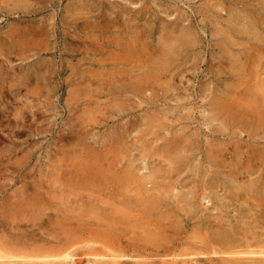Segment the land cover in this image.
<instances>
[{
    "label": "rangeland",
    "instance_id": "1",
    "mask_svg": "<svg viewBox=\"0 0 264 264\" xmlns=\"http://www.w3.org/2000/svg\"><path fill=\"white\" fill-rule=\"evenodd\" d=\"M263 107L264 0H0V256L63 246L79 227L149 249L127 264L177 259L148 254L157 233L178 254L217 247L226 225L264 252ZM149 197L156 213L136 203ZM96 241L76 264L112 260ZM211 251L183 259L231 260Z\"/></svg>",
    "mask_w": 264,
    "mask_h": 264
},
{
    "label": "bare ground",
    "instance_id": "2",
    "mask_svg": "<svg viewBox=\"0 0 264 264\" xmlns=\"http://www.w3.org/2000/svg\"><path fill=\"white\" fill-rule=\"evenodd\" d=\"M248 20V19H247ZM231 26H232V24H230ZM245 27H246V23L245 24H243ZM233 26H234V24H233ZM240 26V25H239ZM256 27V26H255ZM234 28V27H233ZM236 28V27H235ZM247 28H248V26H247ZM229 29H231L230 28V26H229ZM237 29V31H238V29L239 28H236ZM246 29V28H245ZM185 30V29H184ZM221 30V29H220ZM242 30H244V27L242 28ZM248 30V29H247ZM181 32V31H180ZM227 32V31H226ZM232 32V31H231ZM233 32H235V31H233ZM18 33V32H17ZM244 33H246V31L244 30ZM260 33H262V32H260ZM13 34H14V32H13ZM19 34V33H18ZM188 34V33H187ZM236 34V33H235ZM238 34H241V33H239L238 32ZM255 33H253V35H254ZM179 35V34H178ZM189 35V34H188ZM242 35H244V34H242ZM241 35V36H242ZM256 35V34H255ZM254 35V37H256ZM229 36V35H228ZM225 37V36H224ZM230 37V36H229ZM240 37V36H239ZM253 37V36H252ZM229 39V38H228ZM165 40H166V38H165ZM176 40H178V39H176ZM251 40H252V38H251ZM254 40V39H253ZM182 41V40H181ZM190 41V40H189ZM231 41V40H230ZM255 41V40H254ZM179 42V41H178ZM250 42V41H249ZM17 43V42H16ZM182 43V42H181ZM185 43V42H184ZM183 44V43H182ZM179 45V44H178ZM181 45V44H180ZM185 45V44H184ZM176 48V47H175ZM174 48V49H175ZM180 48V47H179ZM174 49H173V51H174ZM168 52H171V48L169 49V51ZM173 53V52H172ZM174 54V53H173ZM175 59V58H174ZM170 60H172V59H170ZM238 61H239V59H238ZM240 62V61H239ZM160 63V62H159ZM162 63V62H161ZM256 63V62H255ZM152 64V63H151ZM163 64V63H162ZM166 65L168 64V62H166L165 63ZM237 64V63H236ZM161 66V65H160ZM159 67V66H158ZM166 67V66H165ZM168 67V66H167ZM162 68V67H161ZM160 69V68H159ZM158 74H159V71H158ZM143 80V79H142ZM259 83V82H258ZM256 86V85H255ZM257 87V86H256ZM260 87H261V85H260ZM258 88H259V85H258ZM254 90V89H253ZM258 91V90H257ZM262 91V90H261ZM252 93H253V91H252ZM262 93V92H261ZM259 94V93H258ZM249 97H251V96H249ZM248 97V98H249ZM263 99V98H262ZM250 100H251V98H250ZM247 101L248 103H249V105L250 104H252L253 105V102H255V101H253L252 103H251V101ZM258 100V99H257ZM256 100V101H257ZM239 104V103H238ZM258 105H259V102L257 103ZM231 105H232V103H231ZM248 105V104H247ZM228 106V105H227ZM251 106V105H250ZM255 106V105H254ZM223 107V106H222ZM224 107H225V105H224ZM232 107V106H231ZM261 107H262V105H261ZM226 108V107H225ZM244 107H242V108H240V110L241 109H243ZM248 108H250V107H248ZM264 108V107H263ZM263 108H261L262 109V114H264L263 112ZM231 109V108H230ZM251 109H252V106H251ZM257 108L255 107V109L254 110H256ZM227 110V109H226ZM245 110V109H244ZM258 110V109H257ZM248 112H250L249 111V109L247 110ZM238 112V111H237ZM235 113V115L236 114H238V113ZM256 112V111H255ZM260 112V111H259ZM244 113V116L246 117V115H245V111L243 112ZM242 114V113H241ZM254 114V113H253ZM256 114H257V112H256ZM255 114V115H256ZM239 115V114H238ZM250 116H251V114H249ZM257 115H259V113L257 114ZM248 116V115H247ZM260 118H262L261 116V113H260ZM253 117H254V115H253ZM252 117V118H253ZM233 118H235L234 116H233ZM239 118H240V116H239ZM238 118V119H239ZM242 118V117H241ZM249 118V117H248ZM251 118V119H252ZM255 118H256V116H255ZM263 118H264V115H263ZM262 118V119H263ZM257 119V118H256ZM261 119V120H262ZM253 120V119H252ZM249 121H251V120H249ZM255 121H257V123L259 122V120H255ZM247 122V121H246ZM255 124H256V122H254ZM254 123H252V124H254ZM262 123H263V127H264V121L262 120L261 121V125H262ZM259 124L260 123H258V124H256L257 126H258V128H259ZM255 125V126H256ZM248 133V132H247ZM192 149V148H191ZM260 157V156H259ZM213 159V158H212ZM211 159V160H212ZM181 160V159H180ZM214 161V160H213ZM217 162V161H216ZM216 162H214V163H216ZM218 164L219 165H221L219 162H218ZM262 164V163H261ZM220 168H221V166H220ZM222 170H223V168H222ZM129 171V170H128ZM219 172H222L221 170H218ZM230 171V170H229ZM127 172V171H126ZM130 172V171H129ZM234 172V171H233ZM70 173V172H69ZM73 175V174H72ZM78 175V174H77ZM91 175V174H90ZM93 176V175H92ZM89 177H91V176H89ZM96 177V175L94 176V178ZM75 178V177H74ZM91 178H93V177H91ZM93 178V179H94ZM97 178V177H96ZM119 180V179H118ZM125 180H126V178H125ZM124 180V181H125ZM78 181V180H77ZM77 181H73L74 183L75 182H77ZM91 181H93V180H91ZM96 180L94 179V182H95ZM123 181V182H124ZM215 181V180H214ZM90 182V181H89ZM100 182V181H99ZM118 183H119V181H117ZM122 182V183H123ZM79 183H81V181L79 182ZM87 183H88V181H87ZM96 183V182H95ZM101 183V182H100ZM121 183V184H122ZM76 184V183H75ZM262 184H263V182H262ZM255 187V186H254ZM258 187H260V186H258ZM257 187V188H258ZM256 189V188H255ZM258 189H260V188H258ZM257 191H259V190H257ZM263 191H261L260 193H262ZM236 195V194H235ZM251 195V194H250ZM249 195V196H250ZM154 196H157V195H154ZM159 196V195H158ZM157 196V197H158ZM252 196V195H251ZM161 197V196H160ZM159 197V198H160ZM237 197V196H236ZM143 198V197H142ZM255 198H257V197H255ZM134 199V198H133ZM163 199V198H162ZM216 199V198H215ZM33 200V199H32ZM91 200V199H90ZM126 200V199H125ZM166 200H167V198H166ZM168 200H169V202H170V199L168 198ZM184 200V199H183ZM182 200V204H184V202L186 201H183ZM195 200V199H194ZM219 200V199H218ZM99 201V200H98ZM120 201H122V200H120ZM174 201V199L172 200V202ZM177 201V200H176ZM181 202V199L180 200H178L177 201V203H180ZM190 201V200H189ZM193 201V200H192ZM215 201V200H214ZM213 200L211 201V202H214ZM216 201H217V199H216ZM233 201V200H232ZM258 201V200H257ZM79 202V201H78ZM101 202V201H100ZM128 202V201H127ZM135 202V201H134ZM163 202V201H162ZM175 202V201H174ZM187 202V201H186ZM186 202H185V204H186ZM191 202V201H190ZM198 202V201H197ZM201 202V201H200ZM210 201H208V203H209ZM218 203H219V201H217ZM221 202V201H220ZM234 202H236V201H234ZM240 202V201H239ZM89 204H91V201L90 202H88ZM93 203V202H92ZM136 203L137 204H139V206L141 205H143L144 206V208L145 209H148V213H150V211H152L153 210V212L152 213H156L155 211H157L156 209L157 208H159V206L161 205V200L160 199H158V198H150L149 197V199H141V200H138L137 199V201H136ZM192 203V202H191ZM190 203V204H191ZM193 203H194V201H193ZM218 203H217V205H218ZM238 203V202H237ZM245 203V202H244ZM257 203V202H256ZM260 203H261V201H260ZM263 203V202H262ZM261 203V204H262ZM38 204V203H37ZM102 204V203H101ZM105 204V203H104ZM121 204V203H120ZM166 204L167 205H164V207L166 206V207H168V205H171V203H169L168 204V202H166ZM173 204V203H172ZM175 204H176V202H175ZM174 204V205H175ZM223 204H224V202H223ZM223 204H222V207H223ZM248 204H250V203H248ZM254 204V203H253ZM93 206H95L94 205V203L92 204ZM123 205V204H122ZM127 205V204H126ZM178 205V204H177ZM177 205H176V207H177ZM181 205V204H180ZM187 205V204H186ZM219 205H221V203L219 204ZM241 205H242V202H241ZM246 205V204H245ZM263 205V204H262ZM84 206H85V204H84ZM90 206V205H89ZM172 206V205H171ZM171 206H169V207H171ZM179 206V205H178ZM233 206V205H232ZM236 206V205H235ZM243 206H244V204H243ZM258 206V205H257ZM5 207V206H4ZM85 207H87V205L85 206ZM96 207V206H95ZM182 207V206H181ZM185 207H187V206H185ZM247 207V206H246ZM32 208V207H31ZM156 208V209H155ZM241 208V207H240ZM90 209H93V208H90ZM128 209V208H127ZM138 209V208H137ZM162 209H164L163 208V205H162ZM167 209V208H166ZM96 210V209H95ZM100 210V209H99ZM114 210V209H113ZM140 210V209H139ZM155 210V211H154ZM165 210V209H164ZM168 210V209H167ZM170 210V209H169ZM173 210V209H172ZM102 211V210H101ZM100 211V212H101ZM136 211V210H135ZM159 211L160 212H158V213H160V215L158 216V218L159 217H161V218H163V215H164V213L165 212H167V211H165V212H162V210H160L159 209ZM171 211V210H170ZM176 211V210H175ZM183 211H185V209L183 210ZM188 211V210H187ZM129 212V211H128ZM134 212V211H133ZM146 212V213H147ZM173 212V211H172ZM172 212H171V214H172ZM179 212V211H178ZM191 212V211H190ZM17 213V212H16ZM103 213V212H102ZM118 213V212H117ZM127 213V212H126ZM144 213V212H143ZM170 213V212H169ZM14 214V213H13ZM37 214V213H36ZM80 214V213H79ZM78 214V215H79ZM116 214V213H115ZM145 214V213H144ZM165 214H167L168 215V213H165ZM174 214V213H173ZM185 214H186V212H185ZM245 214V213H244ZM247 214H248V212H247ZM253 214V213H252ZM17 215H19V214H17ZM16 215V216H17ZM88 215V214H87ZM105 215H106V213H105ZM117 215V214H116ZM156 215V214H155ZM155 215L153 216V215H149L150 216V220H152L153 218H151V216H153V217H155ZM176 215V214H175ZM180 215V214H179ZM246 215V214H245ZM258 215V214H257ZM15 216V215H14ZM50 216V215H49ZM80 216V215H79ZM100 217H101V213H100V215H99ZM103 216V215H102ZM119 216V215H118ZM170 216V215H169ZM169 216H168V219H169ZM242 216V215H241ZM36 216H34V218H35ZM81 217V216H80ZM115 217V216H114ZM142 217H144V216H142ZM165 217H167V216H165ZM163 218V220H165V219H167V218ZM172 217V216H171ZM77 218V217H76ZM92 218V217H91ZM106 218V217H105ZM120 218H121V216H120ZM130 218V217H129ZM161 218H159V219H161ZM253 218V217H252ZM10 219V218H9ZM19 219V218H18ZM77 219H79V218H77ZM243 219V218H242ZM251 219V218H250ZM3 220H5V219H3ZM37 220H39V219H37ZM49 220V219H48ZM81 220V219H80ZM96 220V219H95ZM110 220V219H109ZM117 220V219H116ZM136 220H138V218L136 219ZM136 220L134 221V222H136ZM153 220H155V223H157L156 221H158V224H159V226H160V221L158 220V219H153ZM7 221V220H6ZM12 221V220H11ZM23 221H24V219H23ZM34 221V220H33ZM122 221V220H121ZM141 221V220H140ZM145 221V220H144ZM172 222V220H169L168 222L169 223H171ZM201 221V220H200ZM208 221L210 222V220H209V218H208ZM1 222V221H0ZM108 222V221H107ZM150 221H148V223H149ZM165 222H166V220H165ZM168 222H166V223H168ZM178 222V221H177ZM253 222V221H252ZM254 222H256V221H254ZM262 222H264V221H262ZM14 223V222H13ZM19 223V222H18ZM77 223V222H76ZM90 223V222H89ZM89 223H87V224H89ZM92 223H94V222H92ZM92 223H90V225L92 226ZM125 223V222H124ZM154 223V222H153ZM153 223H152V225H153ZM154 223V224H155ZM162 223H163V221H162ZM168 223V224H169ZM211 224H212V222H210ZM215 225H216V228L215 229H217V224L215 223V222H213ZM4 224V223H3ZM2 224V225H3ZM15 224V223H14ZM78 224V223H77ZM98 224V223H97ZM127 224V223H126ZM139 224V223H138ZM214 224H213V226H214ZM220 224V223H219ZM17 225V224H16ZM20 225V224H19ZM40 225V224H39ZM55 225H57V224H55ZM65 225V224H64ZM80 226H81V224H79ZM100 225V224H99ZM137 225V224H136ZM135 225V226H136ZM150 225V224H149ZM163 225H166V226H162V227H166L167 229H168V225L167 224H165V223H163ZM171 225H173L172 223H171ZM171 225H169V226H171ZM176 225V224H175ZM207 225V224H206ZM205 225V226H206ZM221 225V227L223 226V224H220ZM6 226V225H5ZM8 226V225H7ZM10 226V225H9ZM8 226V227H9ZM15 226V225H14ZM77 226V225H76ZM82 226H84V225H82ZM86 226V225H85ZM103 226V225H102ZM127 226V225H126ZM144 226H146V225H144ZM155 226V225H154ZM213 226H209L208 227V229H210V232H212L211 231V228L210 227H213ZM225 226V225H224ZM223 226V227H224ZM256 226H257V224H256ZM255 226V227H256ZM262 226H263V224H262ZM11 227V226H10ZM9 227V228H10ZM71 227V226H70ZM142 227V226H141ZM161 227V228H162ZM175 227V226H174ZM173 227V228H174ZM207 227V226H206ZM205 227V228H206ZM221 227H220V229H221ZM264 227V226H263ZM2 228V227H1ZM9 228H8V230H9ZM13 228V227H12ZM11 228V229H12ZM15 228H16V226H15ZM20 228V227H19ZM92 228V227H91ZM116 228V227H115ZM114 228V229H115ZM123 228V227H122ZM137 229L138 228H140V227H136ZM155 228V227H154ZM166 228H164V229H166ZM214 228L212 229V230H214ZM225 228H227V229H225ZM235 227L233 226V228H232V226L230 227L229 225L227 226L226 225V227H224V229L222 228L221 230H219V234H218V230H217V234H216V236L214 237L215 239L213 240V241H215V242H212V241H208L209 243H214V245H218L217 247H214L213 245H211L212 246V253L211 254H213L214 256H216L217 257V255L219 256H222V257H224V262L226 261V258H231V260L233 261H231V260H229V261H226L225 263L226 264H239V263H241V257L242 256H246V255H251V256H253L254 255V257H256V255H258V256H264V252H260V253H258V252H254V251H246V249H247V247H249L250 248V246H247V244H245L243 241H242V237H241V235H239V234H241V231H239V230H237L236 231V229H234ZM237 228H239V227H237ZM3 229V228H2ZM40 229V228H39ZM72 229V228H71ZM85 228L83 227V230H84ZM98 229V228H97ZM117 229H119V228H117ZM129 229V228H128ZM150 229H152V228H150ZM163 229V230H164ZM166 229V230H167ZM173 230L172 228H170L169 227V230ZM252 229V228H251ZM7 230V229H6ZM14 230V229H13ZM12 230V231H13ZM42 230V229H41ZM50 230V229H49ZM74 230V229H73ZM71 231L72 232V235L73 236H71V237H69L68 239H67V241L63 244V246H60V247H55L56 245H54V247L55 248H51V247H49L48 249H46V248H38V249H35L34 250V248H32V246H31V248L33 249V250H27V251H30L29 253H26L25 255H20V256H18V255H13L12 253L11 254H8V255H1L0 256V258L1 259H3V260H6V264H76V254H77V251H76V248H78L81 244H83V243H85V242H91V243H93V244H97V239H98V243H103V248L105 247L110 253H111V255H112V260L111 261H103V260H100L99 258H103L104 256H102V255H97V256H95L94 254V256L92 255V257H96L95 258V261H88L87 263H83V264H94L95 262H98L99 264H127L126 262L127 261H129V260H131V259H133L132 257H129V255H128V253H129V251H132L133 250V252H138V251H148L149 249L145 246V247H143V245L142 246H139V245H137V246H135L134 248H131L130 246H133V245H130V241H129V244H128V242L126 243V245L125 246H123L122 244H123V242H122V240H118V241H115L114 240V238H112L111 236H108V235H106V234H102V232L101 233H93V232H88V233H86L85 231L84 232H80V231H83L80 227L77 229V232H79L80 234H78V235H74L76 232H74V231ZM142 230V229H141ZM154 230V229H153ZM155 230H157V231H159V229H158V225H157V228L155 229ZM162 230V231H163ZM178 230H180V229H178ZM182 230V229H181ZM258 230V229H257ZM1 231V230H0ZM3 231V230H2ZM15 231V230H14ZM51 231V230H50ZM49 231V232H50ZM69 231H70V229H69ZM95 231V230H94ZM103 231V230H102ZM105 231V230H104ZM143 231V230H142ZM145 231V230H144ZM151 230H149V232H150ZM165 231V230H164ZM206 231H207V228H206ZM206 231L204 232V233H200V234H202V237H203V239H204V236H206V235H204V234H206ZM260 231V230H259ZM263 230H261V234L263 233L262 232ZM9 232V231H8ZM28 231H26V233H27ZM30 232V231H29ZM109 232V231H108ZM148 232V233H149ZM153 232V231H152ZM174 232V231H173ZM197 232V231H196ZM199 232H200V230H199ZM209 232V231H208ZM213 232H216L215 230L213 231ZM212 232V233H213ZM243 232V231H242ZM254 232V231H253ZM255 232H256V230H255ZM254 232V233H255ZM25 233V232H24ZM39 233V232H38ZM128 233V232H127ZM166 234V232H163L162 234ZM177 233H178V231H177ZM176 233V234H177ZM182 233V231L180 232V234ZM11 234V233H10ZM17 234V233H16ZM19 234V233H18ZM20 234H22V233H20ZM51 234H53V233H51ZM95 234V235H94ZM124 234H126V233H124ZM161 234V235H162ZM169 233H167V235H168ZM173 234V233H172ZM183 234V233H182ZM181 234V235H182ZM208 234V233H207ZM211 234V233H210ZM24 235H26V234H24ZM121 235H123V234H121ZM145 235V236H144ZM150 235V234H149ZM153 234L151 233V236H152ZM161 236L160 235V233L158 234L157 233V236ZM173 235H175V233L173 234ZM214 235V234H213ZM213 235H210V236H208V237H211V236H213ZM244 235V234H243ZM250 236L252 235V234H249ZM6 236V235H5ZM9 236V235H8ZM17 236V235H16ZM52 236V235H51ZM114 236V235H113ZM143 236V237H142ZM141 237L144 239V237L146 238V234L144 233L143 235H142ZM157 236L154 238V240L153 241H151L152 239H153V237H152V239L150 240L149 239V237H148V239H149V241L151 242V243H146V244H148V246L150 245V244H152V246H153V250H150V253H148V254H153V255H155V256H157V258H158V256H160V255H166V256H169V257H171V258H177V259H175L174 261H171V264H192V262L194 263H197V262H199V261H197V260H185V259H183L184 257H198V256H206V255H208L209 253V251H210V249H211V246L207 243V241H206V245H207V247H206V245H205V243H204V246H205V248H203V249H199V251H197L196 250V246L198 245L199 246V244H197L195 247H190V246H187L186 247V249H183L182 251H180L178 254H176L175 252H176V250L174 249V243H171V242H169L168 240L169 239H167L168 237H169V235L168 236H166L165 237V235L163 236V238H157ZM158 236V237H159ZM179 236V235H178ZM177 236V237H178ZM183 236V235H182ZM249 236V237H250ZM11 237H13L12 235H11ZM34 237V236H33ZM32 237V238H33ZM136 237V236H135ZM135 237L133 236V239H135ZM139 237V236H138ZM140 237V238H141ZM173 237V236H172ZM177 237H174V238H177ZM195 237H196V235H195ZM194 237V238H195ZM197 237H200V236H198L197 235ZM202 237H200L201 238V240H202ZM251 237H254V236H251ZM250 237V238H251ZM256 237V236H255ZM259 237V236H258ZM264 237V236H263ZM17 238H19V237H17ZM141 238V239H142ZM151 238V237H150ZM180 238V237H179ZM178 238V239H179ZM212 239H213V237H211ZM211 238H208V239H211ZM244 238V237H243ZM249 238V240L251 241V242H253V240L254 239H256V238H254V239H250ZM11 239V238H10ZM15 239V238H14ZM49 240L51 239V238H48ZM47 239V240H48ZM206 239V238H205ZM208 239H206V240H208ZM211 239V240H212ZM13 240V239H12ZM33 240V239H32ZM34 240H35V237H34ZM40 240V239H39ZM55 240V239H54ZM57 240V239H56ZM125 240V239H124ZM130 240H131V238H130ZM177 240V239H176ZM187 240V239H186ZM258 240V239H257ZM264 240V239H263ZM15 241V240H14ZM23 241V240H22ZM36 241V240H35ZM44 241V240H43ZM58 241V240H57ZM63 241V240H62ZM61 241V242H62ZM139 241H141V240H138V242ZM142 241H144V240H142ZM183 241H185V240H183ZM246 241V240H245ZM37 242V241H36ZM41 242V241H40ZM47 242V241H46ZM53 242V241H52ZM55 242V241H54ZM54 242H53V244H54ZM58 242H60V241H58ZM60 242V243H61ZM145 242V241H144ZM172 242H175L174 240H172ZM177 242V241H176ZM175 242V243H176ZM179 242V241H178ZM190 242H191V240H190ZM203 242H205V240H203ZM247 242V241H246ZM259 242H261V241H258V243ZM24 243V242H23ZM31 243V242H30ZM34 244H35V242H33ZM59 243V244H60ZM132 243H135V242H132ZM182 243V242H181ZM184 243V242H183ZM186 243V242H185ZM185 243H184V245H185ZM193 243V242H192ZM197 242H195L194 244H196ZM33 244V245H34ZM47 244V243H46ZM140 244H141V242H140ZM143 244H145V243H143ZM188 244V243H187ZM190 245H191V243H189ZM257 244V243H256ZM260 244V243H259ZM30 245H32V244H30ZM44 245H45V243H44ZM52 244L50 243V246H51ZM58 245V244H57ZM61 245V244H60ZM88 245V244H87ZM86 245V246H87ZM92 245V244H91ZM129 245V246H128ZM180 245V244H179ZM209 245V246H208ZM249 245V244H248ZM253 245V244H252ZM263 245V244H262ZM25 246V245H24ZM49 246V245H48ZM84 246V245H83ZM89 246V245H88ZM261 246V245H260ZM82 247V246H81ZM151 247V246H150ZM184 247V246H183ZM254 247V246H253ZM255 247H258V246H255ZM176 248H178V247H176ZM248 248V249H249ZM252 248V247H251ZM6 249V248H5ZM87 249V248H86ZM152 249V248H151ZM257 249V248H256ZM11 250V249H10ZM97 250H98V248H97ZM100 250V249H99ZM181 250V249H180ZM253 250V249H252ZM23 251V250H22ZM32 251H35V252H32ZM95 251V250H94ZM101 251V250H100ZM99 251V252H100ZM104 251V250H103ZM178 251V250H177ZM257 251V250H256ZM10 252V251H9ZM82 252V251H81ZM149 252V251H148ZM83 253V252H82ZM132 253V252H131ZM139 253V252H138ZM138 253H137V255H138ZM163 253V254H162ZM109 255V254H108ZM133 255V254H132ZM135 255H136V253H135ZM106 256V255H105ZM139 257H140V255H138ZM212 256V255H211ZM213 256V257H214ZM92 257H91V259H92ZM146 257V256H145ZM161 257V256H160ZM249 257V256H248ZM110 258V259H111ZM135 258H137V257H135ZM134 258V259H135ZM210 258V257H209ZM243 258H245V257H243ZM264 258V257H263ZM79 259V258H78ZM148 259V258H147ZM154 259V258H153ZM159 259V258H158ZM162 260H164V257H162L161 258ZM166 259V258H165ZM197 259H201V258H197ZM214 259V258H213ZM218 259H219V257H218ZM118 260V261H117ZM138 260H139V258H138ZM151 260V259H150ZM171 260V259H170ZM203 260L205 261L206 259L205 258H203ZM245 260V259H244ZM257 260V259H256ZM260 260H263V259H260ZM146 261V260H145ZM144 260H143V262H145ZM152 261V260H151ZM255 261V260H254ZM257 261H259V260H257ZM256 261V262H257ZM84 262H85V260H84ZM147 262H148V260H147ZM147 262H145V263H147ZM156 262V261H155ZM157 262H158V260H157ZM0 263H2V262H0ZM129 263V262H128ZM131 263V262H130ZM129 263V264H130ZM137 263V262H136ZM140 263V262H139ZM150 263V262H149ZM159 263V262H158ZM200 263H202V262H200ZM221 263H223V262H221ZM4 264V263H3ZM138 264V263H137ZM157 264V263H156ZM159 264H161V263H159ZM198 264V263H197ZM202 264H204V263H202ZM209 264H210V262H209ZM214 264V263H213ZM242 264V263H241ZM250 264H252V263H250Z\"/></svg>",
    "mask_w": 264,
    "mask_h": 264
}]
</instances>
